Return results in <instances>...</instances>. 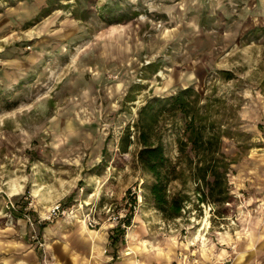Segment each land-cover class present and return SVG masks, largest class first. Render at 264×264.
<instances>
[{
	"label": "rangeland",
	"instance_id": "374dc122",
	"mask_svg": "<svg viewBox=\"0 0 264 264\" xmlns=\"http://www.w3.org/2000/svg\"><path fill=\"white\" fill-rule=\"evenodd\" d=\"M4 1L0 261L37 243L50 264L45 233L88 212L110 226L132 212L163 214L145 198L152 177L137 160L136 123L149 99L188 87L234 132L222 146L234 160L233 200L200 204L189 177L184 214L152 230L226 244L264 216V0ZM166 125L176 162L177 135ZM129 126L133 143L122 153ZM59 204L65 214L53 213Z\"/></svg>",
	"mask_w": 264,
	"mask_h": 264
},
{
	"label": "trees",
	"instance_id": "16d2710c",
	"mask_svg": "<svg viewBox=\"0 0 264 264\" xmlns=\"http://www.w3.org/2000/svg\"><path fill=\"white\" fill-rule=\"evenodd\" d=\"M168 121L177 135L179 156L176 162L168 155L165 141ZM130 129L129 126L121 138L122 153L128 152L133 143ZM136 129L140 144L137 160L152 177L151 184L145 186V198L166 219H177L184 214L191 201L184 189L189 177L196 184L200 204L231 203L228 173L234 160L224 154L222 146L224 137L233 138L234 132L215 116L213 103L201 104L200 95L192 87L149 99L139 110ZM176 181H180L183 188L172 192L171 185Z\"/></svg>",
	"mask_w": 264,
	"mask_h": 264
},
{
	"label": "crops",
	"instance_id": "0c3cea01",
	"mask_svg": "<svg viewBox=\"0 0 264 264\" xmlns=\"http://www.w3.org/2000/svg\"><path fill=\"white\" fill-rule=\"evenodd\" d=\"M1 1L0 6L6 4ZM96 219L98 225L92 228L76 216L54 233H45L50 264H264V216L226 244L206 242L203 235L156 236L153 224L166 220L163 214L125 218L121 222L127 223L126 228L121 222L110 226L104 217ZM22 245L17 258L7 257L0 264H45L37 243ZM182 254H194L197 261L184 260Z\"/></svg>",
	"mask_w": 264,
	"mask_h": 264
},
{
	"label": "built area",
	"instance_id": "2783aa9c",
	"mask_svg": "<svg viewBox=\"0 0 264 264\" xmlns=\"http://www.w3.org/2000/svg\"><path fill=\"white\" fill-rule=\"evenodd\" d=\"M81 207H83V205H81ZM66 212L67 211L65 210V208H63V206L61 204L57 205L53 209V213L54 214H65ZM71 213L73 214L74 210H71ZM120 218H121L120 216H115L113 218L110 217V220L114 221V222H118V221L121 222ZM83 219L88 224L89 227L93 228V227H96L98 225V221H97L96 217L91 212H88V213L84 214ZM121 224H122L123 228H126L127 225H126L125 222L122 221ZM181 258L184 259V260H191L192 262L197 261V258H196V256L194 254H191V255L182 254Z\"/></svg>",
	"mask_w": 264,
	"mask_h": 264
}]
</instances>
